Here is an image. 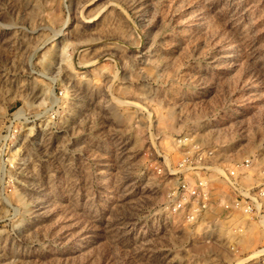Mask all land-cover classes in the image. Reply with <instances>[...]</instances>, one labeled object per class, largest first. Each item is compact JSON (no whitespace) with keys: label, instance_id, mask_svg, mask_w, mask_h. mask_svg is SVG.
Segmentation results:
<instances>
[{"label":"rangeland","instance_id":"obj_1","mask_svg":"<svg viewBox=\"0 0 264 264\" xmlns=\"http://www.w3.org/2000/svg\"><path fill=\"white\" fill-rule=\"evenodd\" d=\"M184 137L264 176V0H0V264H175Z\"/></svg>","mask_w":264,"mask_h":264},{"label":"built area","instance_id":"obj_2","mask_svg":"<svg viewBox=\"0 0 264 264\" xmlns=\"http://www.w3.org/2000/svg\"><path fill=\"white\" fill-rule=\"evenodd\" d=\"M176 142L177 166H156L170 188L160 212L180 236L174 263L264 264V176L254 156L218 162L217 149L188 137Z\"/></svg>","mask_w":264,"mask_h":264},{"label":"bare ground","instance_id":"obj_3","mask_svg":"<svg viewBox=\"0 0 264 264\" xmlns=\"http://www.w3.org/2000/svg\"><path fill=\"white\" fill-rule=\"evenodd\" d=\"M173 228H175V227H173ZM176 236L178 237V241H179V239H180V236H179V235H177V234H176Z\"/></svg>","mask_w":264,"mask_h":264}]
</instances>
